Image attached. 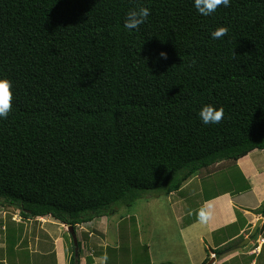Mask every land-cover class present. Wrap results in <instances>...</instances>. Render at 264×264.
I'll list each match as a JSON object with an SVG mask.
<instances>
[{"label":"trees","instance_id":"1","mask_svg":"<svg viewBox=\"0 0 264 264\" xmlns=\"http://www.w3.org/2000/svg\"><path fill=\"white\" fill-rule=\"evenodd\" d=\"M138 6L150 15L129 31ZM0 78L13 84L0 206L76 233L144 191L170 196L264 151V0L210 16L194 0H0ZM206 104L224 108L219 124L201 121ZM69 246L78 264L80 242L78 256Z\"/></svg>","mask_w":264,"mask_h":264},{"label":"crops","instance_id":"2","mask_svg":"<svg viewBox=\"0 0 264 264\" xmlns=\"http://www.w3.org/2000/svg\"><path fill=\"white\" fill-rule=\"evenodd\" d=\"M228 169L231 174L225 173L221 179L216 176ZM237 169L241 172H236ZM234 173L241 178L232 176ZM222 179L229 184L223 190L218 185ZM167 198L180 223L186 264H264V151L255 150L235 163L216 164ZM206 202L211 218L202 223L198 213ZM0 211L7 216L0 217V264H71L69 244L73 237L68 226L49 217L26 220L4 206H0ZM108 217L94 219L76 229L80 242L78 264H95V258L105 253L107 264H122L118 259L125 252L119 245L105 248L104 252L93 246L87 249L95 236L92 229L95 223H109ZM259 220L262 222L259 233L247 246L237 249ZM126 250L131 252L130 247ZM217 250L221 252L217 254ZM213 253L217 254L216 259L212 258ZM147 264L171 263H155L151 258Z\"/></svg>","mask_w":264,"mask_h":264},{"label":"rangeland","instance_id":"3","mask_svg":"<svg viewBox=\"0 0 264 264\" xmlns=\"http://www.w3.org/2000/svg\"><path fill=\"white\" fill-rule=\"evenodd\" d=\"M224 171L216 176L221 179L225 173L231 174L229 169ZM236 172L241 171L237 169ZM238 173L232 176L241 178ZM224 181L226 180L222 179L218 184L219 189L223 190L229 186ZM141 195L142 198L132 206L117 204L115 206L117 212L107 218L109 223L104 221L103 225L95 223L94 228L93 225L88 227L93 229L95 236L93 241L88 242L87 249L93 246L94 249L103 251L105 248L119 245L123 247L122 252H125L119 255L118 261L122 264H147L151 262V258L155 263L186 264L180 223L176 210L171 207L167 196L161 191H144ZM16 212L20 216L19 211ZM0 217L7 218L2 211ZM77 233L81 234V231L77 230ZM129 247L131 252L126 250Z\"/></svg>","mask_w":264,"mask_h":264},{"label":"clouds","instance_id":"4","mask_svg":"<svg viewBox=\"0 0 264 264\" xmlns=\"http://www.w3.org/2000/svg\"><path fill=\"white\" fill-rule=\"evenodd\" d=\"M220 6H230V0H194V7L197 12L203 16L212 15ZM149 15L150 9L144 6H138L130 9L125 17L124 27L129 31L138 30L148 19ZM228 31L227 27L221 26L213 31L211 35L213 39H220L226 36ZM160 56L167 59V53L165 52H161ZM12 89L13 84L11 80L7 78H0V117L4 119H7L12 110ZM199 117L205 125L219 124L224 118V108L220 107L217 109L213 105L206 104L200 109ZM207 204L208 202H206L205 206L201 207L198 213V217L202 223H207L211 218V213L207 211ZM107 260L108 256L105 253L102 257L95 258V264H107Z\"/></svg>","mask_w":264,"mask_h":264},{"label":"water","instance_id":"5","mask_svg":"<svg viewBox=\"0 0 264 264\" xmlns=\"http://www.w3.org/2000/svg\"><path fill=\"white\" fill-rule=\"evenodd\" d=\"M261 223H262L261 220H259V221L255 224V226H254V228L252 229L250 235H249L247 238H245V239L243 240V242H241L238 246H236L237 249H238V248H242V247H244V246H247V245L250 243V241L254 239V237L256 236V234H257V232H258V230H259V227H260ZM68 230H69V231L71 232V234H72L73 242H74V246H75V251H76V256H78V240H77V238H76L75 231H74V229H73L72 227H68ZM210 264H213V262L210 263Z\"/></svg>","mask_w":264,"mask_h":264},{"label":"built area","instance_id":"6","mask_svg":"<svg viewBox=\"0 0 264 264\" xmlns=\"http://www.w3.org/2000/svg\"><path fill=\"white\" fill-rule=\"evenodd\" d=\"M212 258L216 259L217 255L215 253L212 254ZM213 264H216V262H214Z\"/></svg>","mask_w":264,"mask_h":264}]
</instances>
